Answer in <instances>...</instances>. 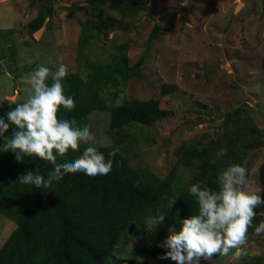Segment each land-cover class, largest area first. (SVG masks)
<instances>
[{
	"label": "rangeland",
	"instance_id": "374dc122",
	"mask_svg": "<svg viewBox=\"0 0 264 264\" xmlns=\"http://www.w3.org/2000/svg\"><path fill=\"white\" fill-rule=\"evenodd\" d=\"M146 3L147 10L132 16L109 10L111 17L103 21L91 51L93 57L108 60L112 48L126 42L129 65L143 56L140 75L127 81L123 95L159 99L160 106L172 110L173 115L151 127L134 126L129 133L125 131V143L119 148L132 167L147 168L160 179L174 170L176 183L182 186L191 179L193 170L179 163L180 147L216 139L229 109L245 107L260 135H264V0H193L189 9L183 7L185 0ZM73 6L78 8L69 10ZM172 8L176 12L161 24ZM39 10L37 1L0 0V105L25 101L31 94L27 77L41 64L53 70L59 63L66 64L68 72L78 69V33L87 20L94 28L95 10L87 0H54L53 16L30 36L26 24ZM107 24L111 26L109 31ZM155 25H160L158 36L148 45ZM164 84L176 85L177 89L161 98ZM121 99L122 95L117 102ZM88 123L95 145L113 143L107 132L108 111L93 112ZM130 131L134 137L143 136L128 142ZM262 140L263 145L250 154L244 166L249 181L245 190L261 189L264 196V136ZM256 211L243 256L236 257L233 250L226 256L215 254L201 260V264H264V236L254 234V227L264 221V206ZM147 226V233L134 237L122 249L123 257L134 259L136 264H175L160 259L165 250L141 252L157 232L151 221ZM14 228V223L0 216V247ZM169 234L170 228L155 244L161 247ZM118 253L116 250L115 255Z\"/></svg>",
	"mask_w": 264,
	"mask_h": 264
},
{
	"label": "trees",
	"instance_id": "16d2710c",
	"mask_svg": "<svg viewBox=\"0 0 264 264\" xmlns=\"http://www.w3.org/2000/svg\"><path fill=\"white\" fill-rule=\"evenodd\" d=\"M33 1L38 2L40 10L26 24L30 36L53 16L54 0ZM87 1L96 12V23L93 28L92 21L87 20L80 27L76 41L78 69L68 72L63 80L64 89L71 91L74 103L70 107L61 104L57 115L71 114L83 126L89 125L88 118L93 112L108 111L107 132L113 143L95 146L106 158L110 151L118 149L112 170L106 176L92 177L66 169L59 177L50 178L46 185L35 189L20 184L19 176L36 169L47 174L51 162L34 155L17 162L14 154L0 152V216L15 225L0 247V264H136L134 259L123 257L122 249L134 237L147 233L149 221L153 223V218L161 214L164 220L153 223L157 232L148 248L143 247L141 252L167 251L156 245V240L168 228L178 231L182 219L198 212L195 198L188 194L189 186L201 182L218 190L220 173L231 164L244 166L250 154L263 145L251 115L245 107H239L224 113L222 133L216 139L180 147L179 163L193 170L186 184L177 185L174 170L160 179L147 168L132 167L119 148L125 143V131L129 133L134 126L151 127L171 117L173 111L162 108L156 98L140 100L123 95L127 81L140 75L144 60L141 56L129 65L126 42L115 45L108 60L93 57L91 47L96 35L102 32L103 21L111 17L109 10L132 16L147 10L148 5L146 0ZM77 8L73 6L69 10ZM159 30L160 25L153 27L148 45L157 38ZM262 69L264 73V61ZM47 82L51 84V77ZM176 89V85L164 84L160 97ZM121 95L122 99L117 102ZM22 102L0 105V116ZM139 135L134 137L131 133L128 142L143 136ZM85 147L83 143L78 149L68 147L66 152L56 153L55 158H75ZM221 148L227 149L223 157L217 156ZM171 197L177 200L167 206Z\"/></svg>",
	"mask_w": 264,
	"mask_h": 264
},
{
	"label": "clouds",
	"instance_id": "9594fccd",
	"mask_svg": "<svg viewBox=\"0 0 264 264\" xmlns=\"http://www.w3.org/2000/svg\"><path fill=\"white\" fill-rule=\"evenodd\" d=\"M67 74L68 66L64 63H59L55 70L39 65L27 77L31 89L28 98L0 116V152L14 154L17 162L33 155L51 162L47 174L28 170L19 176L20 184L40 189L66 169L92 177L106 176L112 170L118 149L114 148L106 158L95 146L90 125L81 126L71 114L57 115L61 104L70 107L74 103L71 91H66L63 85ZM49 76L51 84L47 82ZM81 143L87 147L79 156L55 158L56 153L66 152L68 147L78 149ZM226 154V148L217 152L219 157ZM218 182V190L201 182L189 186L188 194L195 198L198 212L182 219L178 231L170 228L161 245L167 251L160 259H170L175 264H201V260L215 254L226 256L233 250L236 257L245 254L243 246L249 238L248 229L253 226L256 209L264 206V196L261 189L245 190L249 181L242 164L229 165L220 173ZM176 200L171 197L167 206ZM163 220L161 214L153 218V223ZM254 234L264 236V221L254 227Z\"/></svg>",
	"mask_w": 264,
	"mask_h": 264
},
{
	"label": "water",
	"instance_id": "95a60500",
	"mask_svg": "<svg viewBox=\"0 0 264 264\" xmlns=\"http://www.w3.org/2000/svg\"><path fill=\"white\" fill-rule=\"evenodd\" d=\"M192 1L193 0H185V3H184V8L185 9H189L190 8V6H191V4H192ZM242 1H244V0H241V2ZM174 12H176L175 11V9H170L168 12H167V14L165 15V17L163 18V20H162V22H161V24H163L164 22H166L168 19H169V17L172 15V13H174ZM262 136H264V135H261V137Z\"/></svg>",
	"mask_w": 264,
	"mask_h": 264
}]
</instances>
